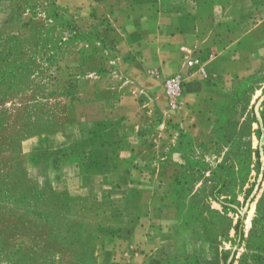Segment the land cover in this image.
Segmentation results:
<instances>
[{
  "label": "crops",
  "instance_id": "0c3cea01",
  "mask_svg": "<svg viewBox=\"0 0 264 264\" xmlns=\"http://www.w3.org/2000/svg\"><path fill=\"white\" fill-rule=\"evenodd\" d=\"M9 1L0 0V38ZM78 1L72 14L56 0L81 26L64 42L79 54V97L38 145L45 162H29L44 183L36 194L70 201L42 208L90 233L92 264L179 258L192 231L178 196L187 166L224 146L225 127L245 116L246 87L264 77V0ZM177 73L190 83L171 108L163 81Z\"/></svg>",
  "mask_w": 264,
  "mask_h": 264
},
{
  "label": "rangeland",
  "instance_id": "374dc122",
  "mask_svg": "<svg viewBox=\"0 0 264 264\" xmlns=\"http://www.w3.org/2000/svg\"><path fill=\"white\" fill-rule=\"evenodd\" d=\"M68 3L76 14L79 1ZM7 11L8 37L0 38V264H92L84 242L90 233L42 208L49 201L66 209L70 201L41 202L36 193L44 183L28 170L32 160L45 162L38 145L62 130L64 106L79 97V54L67 55L64 42L80 22L56 0H11ZM246 89L245 116L225 127L224 146L199 155L183 177L178 196L190 244L179 258L149 264H264V77Z\"/></svg>",
  "mask_w": 264,
  "mask_h": 264
},
{
  "label": "built area",
  "instance_id": "2783aa9c",
  "mask_svg": "<svg viewBox=\"0 0 264 264\" xmlns=\"http://www.w3.org/2000/svg\"><path fill=\"white\" fill-rule=\"evenodd\" d=\"M195 60H188L186 62L187 69H193L195 66ZM195 71V72H194ZM192 73L197 71L203 73L202 66L197 67ZM189 80H187L186 74L177 73L175 75L167 76L163 81V89L165 95L169 98V104L171 108L175 107L174 99L183 92H186L189 85Z\"/></svg>",
  "mask_w": 264,
  "mask_h": 264
}]
</instances>
